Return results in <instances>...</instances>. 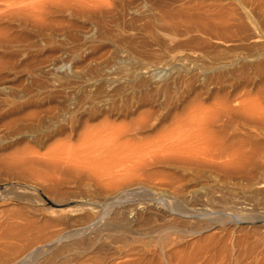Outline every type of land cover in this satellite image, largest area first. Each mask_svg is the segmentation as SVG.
I'll return each mask as SVG.
<instances>
[{"label":"rangeland","instance_id":"374dc122","mask_svg":"<svg viewBox=\"0 0 264 264\" xmlns=\"http://www.w3.org/2000/svg\"><path fill=\"white\" fill-rule=\"evenodd\" d=\"M258 263L264 0H0V264Z\"/></svg>","mask_w":264,"mask_h":264},{"label":"bare ground","instance_id":"6f19581e","mask_svg":"<svg viewBox=\"0 0 264 264\" xmlns=\"http://www.w3.org/2000/svg\"><path fill=\"white\" fill-rule=\"evenodd\" d=\"M262 253H263V251H262ZM260 254V253H259ZM259 264V263H258Z\"/></svg>","mask_w":264,"mask_h":264}]
</instances>
